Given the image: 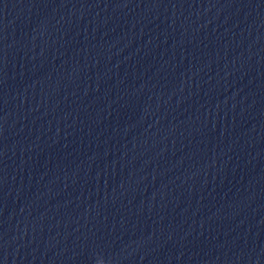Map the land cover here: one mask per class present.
<instances>
[{
    "label": "water",
    "instance_id": "water-1",
    "mask_svg": "<svg viewBox=\"0 0 264 264\" xmlns=\"http://www.w3.org/2000/svg\"><path fill=\"white\" fill-rule=\"evenodd\" d=\"M0 264H264V0H0Z\"/></svg>",
    "mask_w": 264,
    "mask_h": 264
}]
</instances>
